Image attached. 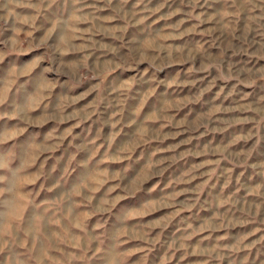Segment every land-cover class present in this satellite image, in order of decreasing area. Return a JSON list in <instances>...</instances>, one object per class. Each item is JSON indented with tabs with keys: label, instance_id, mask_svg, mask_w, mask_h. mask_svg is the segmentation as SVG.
<instances>
[{
	"label": "rangeland",
	"instance_id": "rangeland-1",
	"mask_svg": "<svg viewBox=\"0 0 264 264\" xmlns=\"http://www.w3.org/2000/svg\"><path fill=\"white\" fill-rule=\"evenodd\" d=\"M19 2L0 0V152L19 167L0 200V264H264V0ZM107 55L136 77L98 112L152 117L155 137L162 117L203 132L225 107L232 156L167 174L135 149L116 163L76 150L66 124L95 101L76 84Z\"/></svg>",
	"mask_w": 264,
	"mask_h": 264
},
{
	"label": "crops",
	"instance_id": "crops-1",
	"mask_svg": "<svg viewBox=\"0 0 264 264\" xmlns=\"http://www.w3.org/2000/svg\"><path fill=\"white\" fill-rule=\"evenodd\" d=\"M102 60L105 63H102L101 68L94 69L91 63L90 69L84 72L87 80L96 78V81L86 80L76 84V86L90 87L89 93L95 99L93 102H90V99L81 102L82 108H87V113L84 109L79 110V114L74 115L66 124L67 140L74 143V148H78L76 150L83 151L86 147L88 152L83 154L89 159L98 158L100 159L99 163L102 161L116 163L118 158L121 159L122 153L135 149L139 152V156L144 158L141 165H145L148 158L160 157L166 159L163 166L166 167L167 174L175 172L176 167L186 163L190 158L211 156L227 159L232 156L230 146L233 141V126L232 120L229 118L230 114L226 112L225 107L221 109V114L218 113L217 122H210V125L206 126L207 129L203 132L200 127H197L198 125L185 123L181 121L180 117L171 119L162 117L160 126L163 129V134L155 137L152 132L149 133V130H145V125H142V122H145L144 124L150 123L149 127L151 129L152 117L134 124L133 122L129 123L126 118L124 120L120 118L117 115L119 113L108 118L98 112L99 108L105 109V102L100 101V95H104L105 92L120 93L121 87L127 85L126 79H129L128 83L130 84L131 81L132 84L131 77H136V71L124 69L119 63V59L116 62L111 55L102 57L100 61ZM68 75L75 77L74 73ZM110 84H112L113 90H109ZM176 109L179 108L176 107ZM114 110H116L115 103L112 104V114ZM176 115H178L177 111ZM139 124L142 125L140 131L137 129ZM190 132L192 134L189 136ZM238 139L245 141L247 135H239ZM77 142L87 143V146L77 147ZM202 143L205 144L204 149L201 148ZM98 162L97 164H99ZM92 163H95V161H92ZM78 171L81 172V170ZM143 171L144 174L148 172L147 169ZM83 172H87V170Z\"/></svg>",
	"mask_w": 264,
	"mask_h": 264
},
{
	"label": "clouds",
	"instance_id": "clouds-1",
	"mask_svg": "<svg viewBox=\"0 0 264 264\" xmlns=\"http://www.w3.org/2000/svg\"><path fill=\"white\" fill-rule=\"evenodd\" d=\"M9 5L21 6L19 0H8ZM6 101L0 97V106ZM12 108L11 115L17 119H22L24 108L15 102L10 105ZM7 140H0V144L6 143ZM19 167H13L9 155L6 152H0V200L6 194H14L19 184Z\"/></svg>",
	"mask_w": 264,
	"mask_h": 264
}]
</instances>
